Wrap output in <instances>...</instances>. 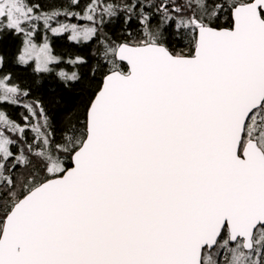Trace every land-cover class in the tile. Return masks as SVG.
<instances>
[{
  "label": "snow or ice",
  "instance_id": "obj_1",
  "mask_svg": "<svg viewBox=\"0 0 264 264\" xmlns=\"http://www.w3.org/2000/svg\"><path fill=\"white\" fill-rule=\"evenodd\" d=\"M5 104L0 264H264V0H0Z\"/></svg>",
  "mask_w": 264,
  "mask_h": 264
},
{
  "label": "trees",
  "instance_id": "obj_2",
  "mask_svg": "<svg viewBox=\"0 0 264 264\" xmlns=\"http://www.w3.org/2000/svg\"><path fill=\"white\" fill-rule=\"evenodd\" d=\"M38 2L41 3V5L45 7V9H47V5L49 2H51V0H38ZM64 2L66 3V0H64ZM122 2L123 0H112L111 1V3H122ZM73 10L80 11L81 9L74 8ZM60 19L63 21L65 18L60 17ZM70 22L78 23V24L86 23V21H81V20H76V19H72ZM119 28H120V24L116 22L115 24L107 25L105 28V31H108L110 34H115V33H118ZM42 36H43V33L41 32L40 37L37 39V43L43 42ZM17 40L22 41V37H17L9 41V46L12 51H14V48L17 46V42H16ZM51 46L53 48V54L58 55V56H59V53H64L66 55H68L69 53L84 54V53L90 52L91 49L95 47V42L94 41L90 42L88 45H79V44H76L75 42L68 41L67 35L65 34L59 37L52 36ZM21 47H22V43H21ZM33 67H34V64L29 67H24V66L16 65V64H10L7 70L11 71L13 82L16 84H19L23 88V87H26L31 82L32 77L36 75L32 70ZM60 67L64 68L62 64L60 65ZM64 69L66 71L72 70L70 66H67ZM58 70L59 69H57V71ZM49 83L52 84L53 87H55V82L51 80V78H49ZM37 95H39L40 98L43 99L45 106L49 110L50 114H55L57 118H59V113L55 112L54 106L51 104V92L48 89H45L42 93H33V96L27 99H33ZM3 107L13 119H17V120H20L21 113L24 112L22 108H19L16 106H10V105L5 104L3 105ZM29 135L31 136V134Z\"/></svg>",
  "mask_w": 264,
  "mask_h": 264
},
{
  "label": "bare ground",
  "instance_id": "obj_3",
  "mask_svg": "<svg viewBox=\"0 0 264 264\" xmlns=\"http://www.w3.org/2000/svg\"><path fill=\"white\" fill-rule=\"evenodd\" d=\"M112 0H104L105 3H111ZM87 2V0H81V7H83V5ZM17 46L14 48V51H16V49L21 47V41L17 40ZM59 56H62L64 58V60L66 61L68 59V55L64 54V53H59ZM63 67L66 68L67 65L62 63Z\"/></svg>",
  "mask_w": 264,
  "mask_h": 264
},
{
  "label": "rangeland",
  "instance_id": "obj_4",
  "mask_svg": "<svg viewBox=\"0 0 264 264\" xmlns=\"http://www.w3.org/2000/svg\"><path fill=\"white\" fill-rule=\"evenodd\" d=\"M87 23V22H86ZM0 107L4 108L3 105H1Z\"/></svg>",
  "mask_w": 264,
  "mask_h": 264
}]
</instances>
